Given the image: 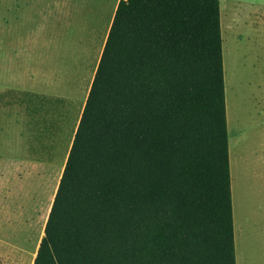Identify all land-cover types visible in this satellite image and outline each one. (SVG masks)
<instances>
[{
  "label": "trees",
  "instance_id": "16d2710c",
  "mask_svg": "<svg viewBox=\"0 0 264 264\" xmlns=\"http://www.w3.org/2000/svg\"><path fill=\"white\" fill-rule=\"evenodd\" d=\"M218 0H119L33 264H235Z\"/></svg>",
  "mask_w": 264,
  "mask_h": 264
},
{
  "label": "rangeland",
  "instance_id": "374dc122",
  "mask_svg": "<svg viewBox=\"0 0 264 264\" xmlns=\"http://www.w3.org/2000/svg\"><path fill=\"white\" fill-rule=\"evenodd\" d=\"M218 1L235 259L264 264V0ZM115 2L0 0V264H33L73 133L67 132L55 154L36 151L31 131H15L21 127L22 108L31 106L28 99L35 95H70L74 106L82 108ZM227 42L232 63L225 73ZM64 67L70 75L82 69L77 86L67 83L69 93L51 82ZM51 154L56 158L48 161V171L55 176L47 184V199L43 189L37 190L41 204L29 209L23 201L29 184L15 163Z\"/></svg>",
  "mask_w": 264,
  "mask_h": 264
},
{
  "label": "crops",
  "instance_id": "0c3cea01",
  "mask_svg": "<svg viewBox=\"0 0 264 264\" xmlns=\"http://www.w3.org/2000/svg\"><path fill=\"white\" fill-rule=\"evenodd\" d=\"M118 2L119 0H116L113 12L110 16V20L108 21L110 23H112ZM66 69L67 68L64 67L62 71L61 70L59 71L62 74V75L58 74L59 79H56L57 74L55 73V75L53 76V80H51V82H53L54 86L55 87L57 86V88L62 90L64 93H69L70 86L67 85V83L74 82V84L77 86L76 82L81 77L82 69L78 67L79 72L77 75H75V73L70 75L68 71L71 70H66ZM66 72L68 73L69 77H65ZM91 83L92 81L90 82L86 95H88ZM86 98L87 96L85 97V99H83V104H82L83 106L82 108H80L78 106L76 107L74 106V102H75L74 98L70 95L32 96L28 99L32 103V105L29 107L22 108L21 127L16 128L15 131H31L30 138L32 139V141H34L35 150L41 151V153L50 152L54 154L61 150V146L63 145V140L66 138L68 139L67 132L73 131V133L71 134L69 147H68L70 150L74 138V134L77 130L79 120L86 102ZM226 124H227V119H226ZM228 147H229V143H228ZM55 158L56 156L51 154L45 156L44 158H40L39 156L38 157L36 156L32 159H27V160H23L22 162L20 161L18 163H15V168L21 167L23 169L25 174L24 178H26L25 182L28 181L29 184L27 188L28 196L23 199V201L26 202V204L28 203L27 207L29 209H31V207H33L34 205L35 207H37L38 205L41 204V199L36 196L37 190L43 189L45 196L44 200L47 199L48 196L47 184L55 176V174L53 173L51 174V172L48 171L49 168H51L52 166L51 164L48 163V161H52ZM234 255L237 257L235 253V246H234ZM236 263L245 264L244 260L239 261L238 258L235 259V264ZM246 264H250V263L247 261Z\"/></svg>",
  "mask_w": 264,
  "mask_h": 264
},
{
  "label": "bare ground",
  "instance_id": "6f19581e",
  "mask_svg": "<svg viewBox=\"0 0 264 264\" xmlns=\"http://www.w3.org/2000/svg\"><path fill=\"white\" fill-rule=\"evenodd\" d=\"M226 38H225V35H224V43L226 42V40H225ZM228 39V38H227ZM228 42H227V47H225L224 49H225V55H224V68H225V73L227 72V69H228V66L229 65H231V58H230V55H229V51H228ZM232 86V85H231ZM230 86V83L228 82L227 83V87H228V89H229V91L231 92L232 91V87ZM228 106H229V108H228V112H229V115H230V119H229V121H230V124H232L233 125V120H232V112H233V99H232V97L229 95V99H228ZM233 180H234V175H233ZM233 186H234V182H233ZM234 203H235V201H234ZM236 240H237V243H238V245H240V239H239V237L237 236L236 237Z\"/></svg>",
  "mask_w": 264,
  "mask_h": 264
}]
</instances>
